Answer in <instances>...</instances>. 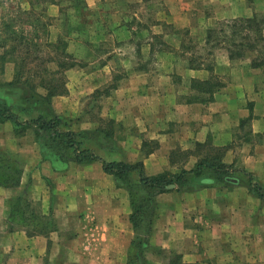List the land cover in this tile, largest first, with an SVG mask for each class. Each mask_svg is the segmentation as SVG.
<instances>
[{"label":"crops","instance_id":"crops-1","mask_svg":"<svg viewBox=\"0 0 264 264\" xmlns=\"http://www.w3.org/2000/svg\"><path fill=\"white\" fill-rule=\"evenodd\" d=\"M82 4L91 28L67 40L76 64L65 70V92L50 99L59 117L75 113L67 128L81 147L106 161L141 163L147 176L190 171L221 151L220 162L231 173L205 183L188 174L184 186L169 185L155 196L143 264H264V198L247 175L264 189V65L236 62L225 48L212 50L207 36L220 20L254 26L261 14L264 21V0ZM58 6L49 5L48 14L57 15ZM74 18L84 21L80 14ZM197 43L207 47L209 63ZM12 65L0 69V103L9 106L15 100L3 90ZM117 73L122 77L108 84L114 80L106 75ZM89 95L99 106L91 119L82 107ZM29 113L22 119L35 116ZM27 133L32 145L23 144ZM34 137L32 129L16 134L10 121L0 122V147L15 152L23 169L17 186H0L1 229L17 195H25L27 217L52 222L2 229L13 247L6 264H127L135 236L127 190L97 160L62 165L43 159ZM131 175L136 181L138 173Z\"/></svg>","mask_w":264,"mask_h":264},{"label":"trees","instance_id":"trees-1","mask_svg":"<svg viewBox=\"0 0 264 264\" xmlns=\"http://www.w3.org/2000/svg\"><path fill=\"white\" fill-rule=\"evenodd\" d=\"M253 21L241 20L239 24L236 22L231 24V27L241 26V30L250 28ZM257 23L254 27H257ZM253 27V26H252ZM33 37H38L34 34ZM240 39H248L249 37H239ZM5 38L0 43V47L4 48L7 46L6 42L9 40ZM34 39V38H33ZM257 41L264 40V37H255ZM35 40V39H34ZM64 41L57 39V45L48 41L50 49H61V45ZM35 44L33 42H28V44ZM65 43V42H64ZM27 44V45H28ZM36 46V44L34 45ZM66 46L63 45L61 54L58 53L57 57H48L40 70L32 69L28 64L33 60H38L39 57H30L28 53L9 55L4 51L0 53V69L2 70L5 62L11 61L14 63V75L11 81L4 83L7 87H12V89L19 88L24 95V105L21 108L23 112H31L28 109V104L33 107V104L37 103H50V99L58 94L65 92V78L64 72L68 68L75 65V62H70L65 60V57H71L66 51ZM241 47V43L238 44ZM252 47V46H251ZM63 54V55H62ZM242 53L240 49L236 51L229 52L230 57H239ZM33 58V60H32ZM72 58V57H71ZM51 65L53 67H47ZM39 65V64H38ZM36 64V66H38ZM264 65V59H261L257 63L253 62V66ZM36 68V67H35ZM54 68V69H53ZM0 70V71H1ZM198 88L203 86L197 84ZM204 88V87H203ZM41 89L43 93L38 91ZM25 90V91H24ZM40 92V93H39ZM27 106V107H26ZM23 120L20 115L13 110V108L5 103H0V122L10 121L13 126L15 133L18 134L21 131L27 129H32L38 143L41 155L43 159L49 160L52 164H64L68 161H74L77 163L99 161L102 164L103 171L114 177L117 186L122 187L127 190L131 213L129 215V220L132 224L135 236L131 243V251L129 254L127 264H143L145 252L148 250V236L151 231L154 213L156 209L155 196L159 193L171 190L169 185L181 184L187 182V175L191 174L193 178L198 179L199 183H205L210 178H221L222 176H229L231 173L229 167L220 162L221 151H218L211 158H202L199 160L195 166L190 171L181 170L179 173L168 174L163 173L155 176H147L144 174L143 167L141 163H126L122 161H106L103 158L96 155L93 150L85 149L81 147V142L77 139V134L67 128V124L61 117L54 115L51 117H46L42 113ZM67 128V129H66ZM19 163L16 162V165ZM5 170L10 169V165L2 167ZM136 171L138 173V178L136 181L132 178V173ZM22 173V167H15L13 174L3 173L4 181H0V185L4 187L17 186L20 181V176ZM249 177V185L256 192V194L264 198V189L257 183L252 182L253 176L247 173ZM184 186V185H183ZM22 202L25 204L22 205ZM20 207L28 209V203L25 195H17L10 202V210L8 213V218L10 223H14L17 217L18 210ZM26 211V210H25ZM24 212V211H23ZM31 213V212H30ZM28 214L22 215L24 220L34 219L38 217H27ZM27 224L26 222H20ZM35 224H42L47 227H51L52 222L49 219L35 221Z\"/></svg>","mask_w":264,"mask_h":264},{"label":"rangeland","instance_id":"rangeland-1","mask_svg":"<svg viewBox=\"0 0 264 264\" xmlns=\"http://www.w3.org/2000/svg\"><path fill=\"white\" fill-rule=\"evenodd\" d=\"M83 0H0V43L5 38L7 39L10 37L9 40H7L6 44L7 46L2 48L0 47V53L6 51L7 56L11 55H17V54H23L28 53L30 57L38 56V60H33L32 66L31 62L28 64L32 69L40 70L43 68V65L46 63L45 60L50 56L57 57L58 53L61 54V51L63 49V45H67V40L69 37H73L77 35V33H80L81 31H86L87 29L91 28V25H87L86 23L91 24V18H88V11L85 10V6L82 4ZM72 3V4H71ZM55 4L58 6L59 11L57 10V15H49L47 12V8L49 5ZM74 9V10H71ZM75 10H78L77 14ZM59 12V13H58ZM80 14L82 18L84 19L83 23L80 25L77 23V20L74 18L76 15ZM258 18L260 19V23H258L257 27H250L248 29H245L244 31L240 29L241 26H235V28L231 27L232 23H227L223 20H220L211 30L207 32V36L212 40L209 47L212 50L218 49V48H225L227 52H234L238 49H240L242 55L239 57H233V59L236 62H241V64H247L250 65L253 62L257 63L261 60L262 54H260V51L264 52V41L260 42H253L255 37H260L262 35L264 37V21L263 16L261 14L258 15ZM235 24H239V22H236ZM167 32H171L169 29H165ZM36 34L38 37H33V35ZM180 36L190 38V37H196L193 34H188L187 32L180 31ZM249 37L248 39H240L239 37ZM35 40H34V39ZM57 39H60L61 41H64L61 45V49H50V46L48 41L54 43L55 46L57 45ZM28 42H33L36 44H28ZM191 42V41H190ZM106 44L101 45L102 49L107 50L109 47V43L105 42ZM241 43V47L238 46V44ZM28 44V45H27ZM197 49L201 53L200 58H203V63H209L211 61V58L207 47L197 43ZM252 46V47H251ZM255 46V47H254ZM200 47L203 50H200ZM212 52V51H211ZM68 53V52H67ZM69 54V53H68ZM63 55V54H62ZM71 57H65V60H68L70 62H75V57L70 54ZM36 64L38 66H36ZM14 66V65H12ZM36 67V68H35ZM47 67H53L51 65L47 64ZM54 69V68H53ZM69 69V68H68ZM1 73V71H0ZM75 76V75H74ZM113 77V83H108L110 85H115V82H117L118 78L122 77L121 73H117L115 75H106ZM73 76L69 77V81L71 80ZM64 78L65 83L68 80L66 77V74L64 72ZM1 83V80H0ZM3 84V83H2ZM108 84H105L101 87H104ZM4 86V84H3ZM108 87V86H106ZM4 88V87H3ZM6 88H8L6 86ZM4 88L3 92L5 95V98L9 100V102H12L15 100V105H10L15 111L20 112L21 118H23V113L27 115L26 112L21 111V106H19V99H24V95L26 92H23L19 88L12 89V87L6 89ZM107 89V88H106ZM25 91V90H24ZM41 93L43 91L39 89ZM39 92V93H40ZM77 94H73L75 96ZM83 109L87 112V117L90 119L93 116H96L99 111V106L95 103H92V98L89 96H86L85 99H83ZM27 107V106H26ZM31 109V113L29 115H37L38 112L43 113L46 117H51L56 115L55 110L53 109L52 105L50 107V103H37L33 104V107L28 104V109ZM75 114V113H74ZM70 114V116H66V118H62V120L65 121V123L69 126L70 124H73V115ZM72 126V125H71ZM67 129V128H66ZM35 138V137H34ZM23 139V138H22ZM36 140V138H35ZM23 144L26 145H32L33 144V138L31 134L27 133L25 135V138L23 140ZM35 143V142H34ZM37 145V143H36ZM16 162L19 163L16 165ZM0 165L2 167L9 166V170H5V168L0 169V181H4L3 179V173H11V175L14 172L15 167L19 166V168L22 167V162L19 158V156L15 152H11L6 150L4 147H0ZM23 170V169H22ZM22 174V173H21ZM1 187H4L0 185ZM25 203L22 202V205ZM10 207V203L8 205ZM26 210V211H25ZM24 211V212H23ZM26 215V213H29V210L24 207H20L18 210V213L15 214L17 217H15L16 220L14 224L10 223V219L5 217L4 219V231L7 229L12 228L13 226H20V222H26L29 224L34 225L35 221L38 218L34 219H27L24 220V217L22 215ZM1 229V221H0V264H6V260L9 256L13 253V247L11 245V240L8 237V235H4L2 237V230Z\"/></svg>","mask_w":264,"mask_h":264},{"label":"water","instance_id":"water-1","mask_svg":"<svg viewBox=\"0 0 264 264\" xmlns=\"http://www.w3.org/2000/svg\"><path fill=\"white\" fill-rule=\"evenodd\" d=\"M170 187H172V185H170Z\"/></svg>","mask_w":264,"mask_h":264}]
</instances>
